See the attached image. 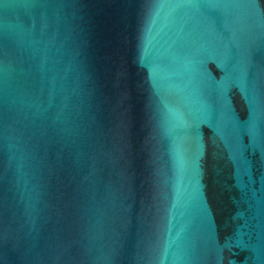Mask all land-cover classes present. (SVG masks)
Returning a JSON list of instances; mask_svg holds the SVG:
<instances>
[{
    "label": "water",
    "instance_id": "water-1",
    "mask_svg": "<svg viewBox=\"0 0 264 264\" xmlns=\"http://www.w3.org/2000/svg\"><path fill=\"white\" fill-rule=\"evenodd\" d=\"M0 264H264V0H0Z\"/></svg>",
    "mask_w": 264,
    "mask_h": 264
}]
</instances>
